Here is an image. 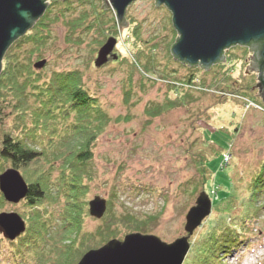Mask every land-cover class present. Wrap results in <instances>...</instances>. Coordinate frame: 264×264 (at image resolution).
I'll list each match as a JSON object with an SVG mask.
<instances>
[{"label": "rangeland", "instance_id": "1", "mask_svg": "<svg viewBox=\"0 0 264 264\" xmlns=\"http://www.w3.org/2000/svg\"><path fill=\"white\" fill-rule=\"evenodd\" d=\"M43 17L44 27L38 28L47 36L39 38L36 31L31 32L37 22L28 31L31 35L22 37L14 49L18 63L30 73L18 76L19 90L25 77L23 94L18 98L7 80L1 83L6 89L0 94V142L7 134L36 151H48L51 144L57 146L66 139L76 112L67 118L58 112L54 117L50 114L54 120L42 128L46 115L40 106H44L32 95V85L51 83L57 73L77 76L78 85L93 99L97 118L103 120H86L85 132L66 149L70 160L84 146L91 151L84 172L77 169L74 175L76 186L70 197L75 200L70 205L78 213L79 227L75 234L68 231L69 239L81 231V239L88 236L87 246L91 238L97 246L96 232L109 222L117 239L140 232L171 243L185 235V215L204 191L211 200V212L190 237L182 264H264V111L246 106L243 99L261 105L248 89L252 82L245 76V49H229L224 64L207 71L175 60L170 49L178 34L171 13L164 5L156 7L154 0H135L127 8V25L121 31L115 12L104 6V0L53 2ZM109 37L116 41L111 53L116 59L110 56L96 68L97 51ZM41 59L46 60L45 66L33 69ZM192 77L195 84L187 85ZM224 86L233 92L220 91ZM89 124L94 133L93 128L85 129ZM51 165L37 162L19 170L27 183L41 182L43 173L47 175V195L39 209L31 210L24 201L0 206V213L15 212L24 220L23 238L31 244L21 248L26 255L36 252L32 249L40 237L36 214L50 217L49 230L57 229L64 218L68 201L58 186L60 163ZM4 168L0 161L1 171ZM95 196L107 202L108 213L99 220L88 213V202ZM122 219L124 225L118 222ZM136 225L139 229L131 230ZM16 241L0 240V264L20 263ZM40 242L51 259L38 252L36 259H24L53 264L56 254L50 251L51 238ZM206 243L212 244L211 251H204ZM73 258H61L57 264H73Z\"/></svg>", "mask_w": 264, "mask_h": 264}, {"label": "water", "instance_id": "2", "mask_svg": "<svg viewBox=\"0 0 264 264\" xmlns=\"http://www.w3.org/2000/svg\"><path fill=\"white\" fill-rule=\"evenodd\" d=\"M63 0H0V74L9 48L24 37L45 14L48 6ZM135 0H104V6L115 12L121 31L127 25L125 14ZM171 13L172 26L178 38L171 46V56L189 67L207 71L224 62L225 51L250 43H259L255 57L260 69L264 67V0H154ZM108 38L98 49L94 66L100 68L108 61L115 46ZM46 64L41 59L33 64L40 70ZM258 85L264 102V81ZM0 193L7 203L16 205L28 194V185L20 172L8 168L0 173ZM107 210L104 198L95 196L88 202L89 216L99 220ZM211 212V200L200 192L185 215V235L171 243L152 234L134 232L122 240L112 238L99 248L85 252L77 264H182L190 248L189 239ZM25 231V222L15 212L0 213V234L14 241Z\"/></svg>", "mask_w": 264, "mask_h": 264}, {"label": "trees", "instance_id": "3", "mask_svg": "<svg viewBox=\"0 0 264 264\" xmlns=\"http://www.w3.org/2000/svg\"><path fill=\"white\" fill-rule=\"evenodd\" d=\"M42 19H44V17ZM39 26L44 27L41 23V19L38 21V23L34 27L35 30H32L31 32L36 31V35H38L39 38H41L43 35H45L44 33L46 31L39 29L38 28ZM31 32H28L24 37L26 38L29 37L31 35ZM39 32H41L42 34L40 35ZM46 36L47 35H45V37ZM22 40H23L22 38L17 40L9 48V50L6 52L4 56V59L2 62V71H1L2 73L0 75V94H1V90L6 89L5 87L1 88V83H3L4 80L8 81L7 85H10V89L14 92V95L16 97L19 98V96L23 94V89L25 86L24 84L25 77L23 79L22 88L21 90H19L17 88V84L19 80L18 76L21 75V73L23 74V71H26L28 75H30V73H29V69L25 70L23 67V64L18 63V60L15 58V52H14V49L18 47V45L21 43ZM31 73H34V72L31 71ZM28 79H30V76L27 77V80ZM186 83L187 85L195 84V82L193 81V77L192 79L187 80ZM179 87L183 88L184 86L180 85ZM32 88H33V92H32L33 94L32 93L31 94L33 96L35 95L34 96L35 100H38L44 106V107L40 106V108L43 109L44 115H46L45 117H43L44 119H42L43 123L41 122L42 128H45L46 126H50L49 120L50 122L54 120V118L49 119L48 116L50 114L54 117L56 112H58L57 114L59 115L62 114L64 116L63 118H67L69 116L68 114H70L71 111L72 112L75 111L77 115H76L75 123L72 125V128H71L72 132H70L71 133L70 135H67L66 139L62 138L61 139L62 141L57 146L56 144H51L50 142L51 146L50 145L49 146L51 147L50 148L51 150H48V151H45V150L36 151L33 148H30L25 143L12 139L10 135L4 134L0 142V161L3 162V164L7 166V169L14 168L18 171L19 170L25 171L37 162H41L45 166L51 165L53 162L60 163L61 177H60V184H58V186L62 188L65 194L66 200L68 201L64 209L65 211L64 218L62 219L59 225L57 224L58 225L57 229L54 230V228L53 229L50 228L49 230L47 228H49V223L51 221L50 217L36 214L37 220L40 223V230L38 231V234H40V237L36 239L37 243H35L36 246L34 247V249H32V251L38 252L39 255L44 254L42 257L45 258V260L51 259L52 255H49L47 257L45 255V253L49 254V251L48 252L46 251L44 253V251L41 250V247H39V244L41 243L40 241L43 242V239H44L47 242V237H48V238H51V241H52V243L50 242V245H51L50 251H53V253L56 254V258L52 260V263L57 264L61 258H67V257L74 256L73 264H75L77 261L80 260V258L85 252L90 250L92 247L95 248L96 246L92 243V240H93L92 238L90 239L89 242L87 241L90 244L89 246H87L84 240H86L85 238L86 237L88 238V236H83L84 239L82 238L83 239L82 240L80 238L81 231L79 232L78 237H76V235H72L73 239H69L70 237H68L69 230H72L74 232L73 234H75L77 233V229H78L76 227H79L78 217H77L78 213L76 212L75 209H72L71 207L73 206L70 205L71 199L75 200L73 196L70 197L71 194L73 193L74 187L76 186L74 175L76 174L77 169H79L81 172L82 171L84 172L85 164L91 159V151L87 147L84 146L83 148L79 149V151L75 154L74 157L71 156V160H70L69 159L70 154L66 149L69 146V144L72 142V140L75 139L79 133L85 132L82 125L86 123V120L88 122H91L92 120L93 121L97 120L98 122H101L103 118L101 119L97 118L96 111H95L97 108L95 104H93V101H92L93 99L90 96H88L86 91L82 89L80 85H78L77 76H74L73 73H57L55 77H53V80L51 83H46L44 86L33 84ZM211 89H215L216 91H219L217 90L218 89L217 87H212ZM183 90H185V88H183ZM220 91H222L223 93H226L228 91L233 92V90H229L227 86H224L223 90H220ZM185 93H186V90H185ZM85 129H91L92 133L95 132L94 127H92L90 124L86 126ZM51 140L53 139H50V141ZM47 152H49L48 153V155L50 156L49 158L47 157ZM4 169L1 171V173L6 170ZM45 176L47 175L43 173L41 182H37V181H33L29 183L26 182L28 185V194L23 201L25 205L31 210H37L38 205L45 199L47 195L46 193L47 191L45 192L46 190L45 186H46V180H47ZM261 182H262V186L264 187L263 178ZM3 203H7V202L4 200L2 194L0 193V206H2ZM71 212L75 214L77 213V215L76 216L74 214L71 215ZM105 213L107 214L108 211ZM118 222H121V224L124 225L126 223V220L122 219V220H118ZM72 225L74 226L72 227ZM112 225L113 224H110L109 222H107L104 225V229L99 228L97 230L96 237L99 238L100 241H98L96 248L102 246L108 240L112 238L119 237V235L117 234V231H115L114 228H112ZM139 225H136L135 227L131 228V230L139 229ZM74 228L76 229L73 230ZM46 234L47 236H45ZM33 235L34 234H32L31 236ZM23 236L24 234L18 237L16 239L17 241L16 240L8 241L4 239L3 237L2 238L0 237V240H4L9 243H14L15 241L16 243L18 242V245H16L17 251H15V253L19 255V259L17 260V262H20L19 264H31L30 262L31 260L27 261V259H24V258L30 257V258L36 259L38 257L37 256L38 253L35 252L31 255H26L25 254L26 251H21L22 247L30 248L31 246V244H28V242L24 240ZM31 236L27 239L29 240L30 238H32ZM211 246H212L211 243L210 244L206 243L204 245V251L205 252L211 251ZM20 257L24 259L23 263L21 262Z\"/></svg>", "mask_w": 264, "mask_h": 264}, {"label": "flooded vegetation", "instance_id": "4", "mask_svg": "<svg viewBox=\"0 0 264 264\" xmlns=\"http://www.w3.org/2000/svg\"><path fill=\"white\" fill-rule=\"evenodd\" d=\"M258 46H259V43H250L249 46L241 47V48H244L246 51L245 76H247L248 79H250V81L252 82L251 85L249 84V86H248L250 95H252L254 97V100H257L261 103V105L258 104L257 106L264 111V102L260 97V93H259L260 89L258 87V85L261 82L260 80L262 79L264 81V67L260 69L259 62L256 60V57H255V49ZM236 47H239V46H236ZM230 49H232V48H230ZM228 51H229V49L227 51H225L224 61L226 60V52H228ZM221 64H224V63L222 62V63L217 64V65H221ZM185 65H187V64H185ZM263 91H264V88H263ZM243 99H246V98H243Z\"/></svg>", "mask_w": 264, "mask_h": 264}, {"label": "built area", "instance_id": "5", "mask_svg": "<svg viewBox=\"0 0 264 264\" xmlns=\"http://www.w3.org/2000/svg\"><path fill=\"white\" fill-rule=\"evenodd\" d=\"M244 102L246 103V106L248 105V107H250V106L258 107L257 105H254L252 102L248 101L247 99H244ZM258 109L261 110L259 107H258ZM224 160H225V162H227L228 157H224Z\"/></svg>", "mask_w": 264, "mask_h": 264}]
</instances>
